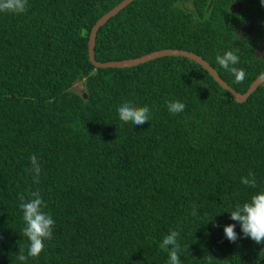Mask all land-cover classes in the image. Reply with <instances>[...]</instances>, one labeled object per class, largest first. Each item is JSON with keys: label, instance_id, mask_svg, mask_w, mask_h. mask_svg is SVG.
Here are the masks:
<instances>
[{"label": "trees", "instance_id": "1", "mask_svg": "<svg viewBox=\"0 0 264 264\" xmlns=\"http://www.w3.org/2000/svg\"><path fill=\"white\" fill-rule=\"evenodd\" d=\"M119 1L28 0L24 13H0V264H24L19 197L35 191L55 226L26 264H167L160 244L171 230L181 264H264V244L244 238L229 212L264 190V81L236 101L186 56L93 65L90 29ZM165 47L200 54L244 92L264 71V4L131 0L98 28L94 54L104 61ZM228 50L243 82L215 59ZM169 100L186 108L173 115ZM124 101L147 105L150 121L122 122ZM33 153L39 183L26 171ZM250 171L255 189L241 182ZM230 223L236 242L224 234Z\"/></svg>", "mask_w": 264, "mask_h": 264}, {"label": "clouds", "instance_id": "2", "mask_svg": "<svg viewBox=\"0 0 264 264\" xmlns=\"http://www.w3.org/2000/svg\"><path fill=\"white\" fill-rule=\"evenodd\" d=\"M261 3L264 4V0H261ZM27 4L28 0H0V13L21 14L27 10ZM215 59L221 67L234 75L236 82H243L246 72L243 68L235 66L240 60L238 55L228 50L223 55L217 54ZM166 103L168 111L173 115L184 111L186 108V105L180 100H169ZM117 112L122 122H131L135 126L150 121V109L147 105L137 106L131 101H124L117 107ZM29 159L32 167L26 169V171L33 174L34 183H39L41 165L38 157L33 153ZM241 182L253 189L257 187L256 176L251 171L248 176L241 178ZM19 200L21 201L19 207L22 210L25 222L22 234L29 239L30 243L26 255L24 248L20 246L16 259L26 264L29 257H38L44 251L45 240L53 238L55 220L51 213L43 210L47 205L39 191L32 192L31 198L28 200L20 195ZM229 212L231 220L239 223L244 238H250L256 244H264V190L253 194L248 201L242 204L236 203ZM192 215H197L196 206L192 208ZM224 234L230 242H236L240 238L236 232L235 223L227 224L224 227ZM178 236V231L171 230L168 235L164 236L163 242L160 244L161 249H168L167 264H181L179 256L181 245L177 241ZM261 251H264V249ZM259 259L257 264H259Z\"/></svg>", "mask_w": 264, "mask_h": 264}, {"label": "water", "instance_id": "3", "mask_svg": "<svg viewBox=\"0 0 264 264\" xmlns=\"http://www.w3.org/2000/svg\"><path fill=\"white\" fill-rule=\"evenodd\" d=\"M131 0H120L118 3H116L114 6H112L109 10H107L105 13H103L92 25L88 41H87V52H88V58L92 62L93 65L98 67H125V66H132L156 57L164 56V55H182L186 56L188 58L193 59L200 65H202L211 75L212 77L225 89H227L233 98L236 101H244L249 94L261 83L264 81V71L261 72L258 76H256L252 82L249 84L247 89L244 92H240L236 90L234 87H232L230 84H228L217 72V70L200 54L183 48H177V47H165L160 49H155L146 53H143L141 55L135 56V57H126L122 59H113V60H98L95 57L94 54V46H95V38L98 28L112 15H114L116 12H118L121 8H123L126 4H128ZM238 5V8L236 6ZM232 4L231 10L236 11L238 9H241L242 5L239 4ZM261 52V50H257L256 54ZM83 96L86 97V93L83 92Z\"/></svg>", "mask_w": 264, "mask_h": 264}, {"label": "rangeland", "instance_id": "4", "mask_svg": "<svg viewBox=\"0 0 264 264\" xmlns=\"http://www.w3.org/2000/svg\"><path fill=\"white\" fill-rule=\"evenodd\" d=\"M73 89L77 90V91H81L84 88L83 82L80 81H76L72 87Z\"/></svg>", "mask_w": 264, "mask_h": 264}]
</instances>
